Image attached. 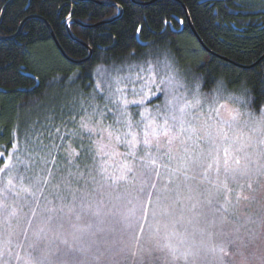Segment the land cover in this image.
Instances as JSON below:
<instances>
[{
	"label": "trees",
	"instance_id": "1",
	"mask_svg": "<svg viewBox=\"0 0 264 264\" xmlns=\"http://www.w3.org/2000/svg\"><path fill=\"white\" fill-rule=\"evenodd\" d=\"M48 27L65 55L82 63L61 56ZM0 37V216L15 218L0 229V264H229L224 255H244L228 236L245 220L228 219L224 193L208 205L200 191L163 193L164 184H186L160 182L150 162L158 150L133 146L122 126L143 107L130 88L145 86L161 67L167 86L170 79L179 85L175 100L184 102L185 88L207 101L244 94L249 111L260 113L264 0H0ZM135 73L133 83L127 78ZM118 85L126 99L117 98ZM191 100L202 104L196 114L224 103ZM158 129H145L149 141ZM205 157L200 164L209 171ZM212 172L219 180L237 175ZM207 182L202 175L196 185L206 192ZM130 183L131 192L115 191ZM157 218L173 232L163 243L149 225ZM10 228L13 243L1 233Z\"/></svg>",
	"mask_w": 264,
	"mask_h": 264
},
{
	"label": "rangeland",
	"instance_id": "2",
	"mask_svg": "<svg viewBox=\"0 0 264 264\" xmlns=\"http://www.w3.org/2000/svg\"><path fill=\"white\" fill-rule=\"evenodd\" d=\"M154 65L158 68L161 66L160 63ZM163 76L164 70L161 67L160 74L156 75V78L144 81L145 86L139 82L138 87L130 88L132 94L134 89L137 90L133 103L142 101L143 107L139 111V119L131 120L122 128L131 131L130 136L133 137L130 141L133 146L151 143V146L158 150L156 155L151 153L154 159L150 162L156 165L154 173L160 176V182L177 181L178 183L180 182L178 180L182 179L181 181L186 184V188L182 189L164 184L161 186L163 193L175 192L179 195H187L200 191L202 196L206 197L204 199L206 205L210 196L214 195L213 198L219 196L217 192L219 193L220 190L224 193L222 207L226 209L228 219L237 217L238 220H245L244 223L236 226V234L231 232L228 236L230 247L239 245L238 251L244 255H222L229 264H264V108L260 113L253 114L247 108L244 94L229 93L222 97V100L212 98L207 101L197 91L188 88H185L180 95L186 98L182 103L180 100H175V96L179 95L176 89L179 85L175 84L177 81L170 79L167 86ZM118 87L123 88L122 85ZM159 97H162V100L154 101ZM191 99H198L209 108L219 101L224 103L218 110H205L200 111L201 114H196L195 107H200L202 104H194ZM118 123L116 121V124ZM151 125H156L160 129L154 134L156 140L149 141L150 135L145 129ZM137 126H140L146 134L143 139H138L135 135L142 134L137 130ZM206 152L210 154L208 164L213 168L211 170L222 167L227 172H235L237 175L219 180L213 174L216 171L212 173H208L211 170L204 171L200 162L206 161ZM161 161L164 163L162 164ZM27 171L33 173L35 169L31 167ZM202 175L208 180L205 185L208 188L206 192L205 188L196 185V180ZM8 181L9 179L6 178L4 183ZM130 186L132 183L115 191L122 189L131 192ZM0 194H2L1 190ZM115 197L116 195L113 194V198ZM178 202L181 207L183 204L180 198ZM5 221L10 226H15L13 215H1L0 229ZM26 222L27 220L22 222L18 229H21ZM149 225L154 230L159 243L173 236L169 226L158 218L149 222ZM13 229H8V233L1 232L8 237L6 242H14ZM15 231L16 236L23 235L21 230ZM14 245L19 247L18 244ZM6 248L10 249L11 246L8 244ZM0 255H5V252L0 250ZM14 255H19V251L17 250ZM20 255L25 254L20 253Z\"/></svg>",
	"mask_w": 264,
	"mask_h": 264
},
{
	"label": "water",
	"instance_id": "3",
	"mask_svg": "<svg viewBox=\"0 0 264 264\" xmlns=\"http://www.w3.org/2000/svg\"><path fill=\"white\" fill-rule=\"evenodd\" d=\"M131 1L134 2V0H131ZM181 7L183 8V6H181ZM183 10H184V8H183ZM184 11H185V10H184ZM185 15H186V19H187V23H188V25H189V28H190L191 32L193 33V35L195 36L197 42L200 44V46H201L204 50L208 51V50L205 48V46L203 45V43L199 40V38L197 37V35L195 34V32H194V30H193V28H192V26H191V23H190V21H189V17L187 16L186 12H185ZM120 16H121V10L119 9V15H118L117 17H115L114 19H112V20H110V21H107V23H108V22H111V21H114V20H116V19H118ZM69 22H70V21H67V22L65 23L66 33L68 34V36H69L73 41H76V40L74 39V37L71 35V32H70V30H69V28H68V24H69ZM98 25H100V24H98ZM95 26H97V25H95ZM95 26H93V27H95ZM48 29H49V31H50V28H49V27H48ZM50 34H51V36H52V40H53L54 44L56 45V47H57L59 53L61 54V56H62L65 60H67V61H69V62H72V63H74V64H80V63L83 62V61H72L71 59H69V58L65 55V53L63 52V50L59 47V45H58L57 41L55 40V37L53 36V34H52L51 31H50ZM0 40H4V38L0 37ZM83 45H84V44H83ZM84 46H85L86 49L88 50V57L84 60V61H87L88 58H89V56L91 55V50L89 49L88 46H86V45H84Z\"/></svg>",
	"mask_w": 264,
	"mask_h": 264
},
{
	"label": "snow or ice",
	"instance_id": "4",
	"mask_svg": "<svg viewBox=\"0 0 264 264\" xmlns=\"http://www.w3.org/2000/svg\"><path fill=\"white\" fill-rule=\"evenodd\" d=\"M133 23H137L136 21H134ZM136 31L137 32H139V29H136ZM134 68L136 67V66H133ZM149 69H145V71H148ZM127 79H129L131 82H136L137 80H139L140 79V77H139V73H135V74H133V75H130ZM145 79H147V77H145ZM120 82H122V81H120ZM137 92V90H133V93L135 94ZM116 93H117V97H120V98H124V99H126L125 98V96H124V89L123 88H120V87H117V89H116Z\"/></svg>",
	"mask_w": 264,
	"mask_h": 264
}]
</instances>
